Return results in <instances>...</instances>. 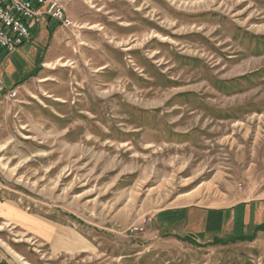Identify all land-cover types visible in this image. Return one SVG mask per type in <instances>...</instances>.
Wrapping results in <instances>:
<instances>
[{
    "label": "rangeland",
    "instance_id": "1",
    "mask_svg": "<svg viewBox=\"0 0 264 264\" xmlns=\"http://www.w3.org/2000/svg\"><path fill=\"white\" fill-rule=\"evenodd\" d=\"M93 5L98 54L78 44L74 69L0 105V196L19 213L0 261L264 264V235L177 243L153 225L264 194V0ZM52 220L89 253L50 256L29 231Z\"/></svg>",
    "mask_w": 264,
    "mask_h": 264
},
{
    "label": "crops",
    "instance_id": "2",
    "mask_svg": "<svg viewBox=\"0 0 264 264\" xmlns=\"http://www.w3.org/2000/svg\"><path fill=\"white\" fill-rule=\"evenodd\" d=\"M86 1L68 0L65 4L70 19L77 26L85 29L82 32L74 28L67 29L57 22L44 18L42 25L33 29L31 42L17 49L13 54L5 56L1 53L0 105L17 101L9 99L10 92L17 91L19 97L22 92L33 86L50 85L58 69L60 70L58 67H61V70L74 69V67L70 69L71 66L68 65L73 64L74 56L79 54L76 50L82 49V45L92 49L88 50L90 54H98L95 33L99 23L95 22L94 0L88 3ZM88 4L93 10L88 8ZM93 39H95L94 42ZM78 44L82 47H78ZM108 63H104L103 66L108 67ZM18 217L16 206L7 200H2L0 196V222L13 225ZM154 219V232L159 234L160 238H166L163 235H169L171 237L167 238L177 243L186 242V240L201 243L220 240L226 242L252 240L253 242L254 238L264 235V194L258 198L238 201L227 206L215 207L196 203L177 205V207L159 211ZM39 223L43 225L40 226L42 236L37 229L29 232H32L34 237L45 241L50 256L61 257L73 252L79 253V251L89 253V250L84 248L69 250L67 239L60 234L67 231L66 225L54 220ZM5 260H1L0 264H9Z\"/></svg>",
    "mask_w": 264,
    "mask_h": 264
},
{
    "label": "built area",
    "instance_id": "3",
    "mask_svg": "<svg viewBox=\"0 0 264 264\" xmlns=\"http://www.w3.org/2000/svg\"><path fill=\"white\" fill-rule=\"evenodd\" d=\"M66 2L68 0H0V55L13 54L31 42L33 29L41 26L44 18L67 29L76 28L67 15ZM8 96L16 100L17 91Z\"/></svg>",
    "mask_w": 264,
    "mask_h": 264
},
{
    "label": "bare ground",
    "instance_id": "4",
    "mask_svg": "<svg viewBox=\"0 0 264 264\" xmlns=\"http://www.w3.org/2000/svg\"><path fill=\"white\" fill-rule=\"evenodd\" d=\"M91 29V28H90Z\"/></svg>",
    "mask_w": 264,
    "mask_h": 264
}]
</instances>
